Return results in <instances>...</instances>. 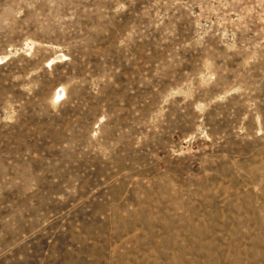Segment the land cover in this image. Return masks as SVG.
I'll list each match as a JSON object with an SVG mask.
<instances>
[{
  "label": "rangeland",
  "instance_id": "374dc122",
  "mask_svg": "<svg viewBox=\"0 0 264 264\" xmlns=\"http://www.w3.org/2000/svg\"><path fill=\"white\" fill-rule=\"evenodd\" d=\"M0 264H264V0H0Z\"/></svg>",
  "mask_w": 264,
  "mask_h": 264
}]
</instances>
